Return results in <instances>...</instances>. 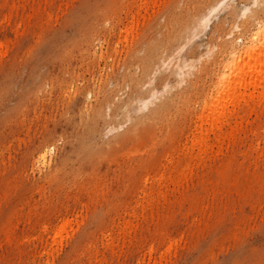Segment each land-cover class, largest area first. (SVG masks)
I'll list each match as a JSON object with an SVG mask.
<instances>
[{"label": "rangeland", "instance_id": "rangeland-1", "mask_svg": "<svg viewBox=\"0 0 264 264\" xmlns=\"http://www.w3.org/2000/svg\"><path fill=\"white\" fill-rule=\"evenodd\" d=\"M211 1L0 0V264H48L51 249L55 264H264V86L237 89L239 129L224 146L213 132L208 150L191 143L227 77L245 69L244 42L260 51L264 0L215 12L186 43L193 67L172 91L162 77L177 81L176 69L157 63L180 45L164 50L181 17ZM147 42L158 48L151 73ZM152 78L161 94L140 111L149 121L124 134L133 121L120 103L147 99ZM106 97L113 128L81 149L73 125ZM51 136L50 161L37 164ZM68 145L78 155L64 160Z\"/></svg>", "mask_w": 264, "mask_h": 264}, {"label": "bare ground", "instance_id": "bare-ground-1", "mask_svg": "<svg viewBox=\"0 0 264 264\" xmlns=\"http://www.w3.org/2000/svg\"><path fill=\"white\" fill-rule=\"evenodd\" d=\"M228 0H212L206 5H203L199 8H196L195 11L189 16L188 18H185L184 16L181 17L179 21L180 28H177L173 34L172 37L167 38L166 44H165V51L166 50H172L171 46L174 44H180L178 47H176L175 52H173L172 55L168 56V58H162L157 63L160 66L159 70L163 69H176L175 76L179 77L177 81L173 82L169 78L172 72H168L163 74L162 77L163 82V88L165 90H173L184 80V75L188 72L185 68L193 67V65L190 62L183 61V52L186 48V43L194 41L208 26L209 21L211 19V16L217 12L221 7L226 6ZM230 3V2H229ZM254 3L259 5V0H254ZM249 10V6L244 4L243 11L246 13ZM215 16V15H214ZM212 20V19H211ZM258 31L256 32L257 36L255 35V38L260 37L262 46L260 48V51L256 53H252L251 46H249L248 41H245L244 43V53L247 54V65L241 75L234 72L235 75H230L227 77L228 83L223 89L222 95L217 99L211 102V105L209 107L208 112L201 116L199 119L198 127L193 132V136L191 138V143L194 147H198L200 151L204 152L208 150L210 147L209 142V134L216 133V140L223 139V141L219 142L221 143L227 141L230 139V137L238 130L239 126V118L240 116L237 113V109L235 108L236 100L240 97L236 92L238 88H250L254 87L256 88L258 85L264 86V77L261 80H258L257 77L264 76V27L259 23L257 26ZM243 39V38H242ZM259 39V38H258ZM152 41H156L154 36H152ZM150 45V51L148 52V57L141 59L140 64L142 63L143 67L145 68V71H148L151 73L152 68L155 64L154 58L152 57L155 52H157L158 48L153 45ZM225 43L220 44V48L224 47ZM186 63V64H185ZM236 71V68H235ZM158 72H155V77L157 76ZM137 78L138 76H134L132 78V84L130 87L132 88V93L136 94L139 91V87H137ZM146 92L148 93V98H139L138 95L133 96L128 102H122L120 103L121 107L123 108V114L126 116H129L130 119L133 121V124L129 126L125 131V133H128L135 129V125L137 123L145 122V120L149 121V119L144 118V116L140 115V111L145 110L146 108H149V105L154 103L155 98H157L161 94V90L156 86V84L152 80L147 84L146 86ZM229 91V95H226V93ZM81 92V91H80ZM113 99L111 97H106L105 100H101L98 102V104L92 109V119L88 123H82L78 122L73 125L76 135L78 138L79 146L83 145V141L89 140L91 136H95L96 133L99 131H102L103 125L106 126V130H112V122L106 121V115L109 114L108 110L111 106L108 104L112 103ZM132 102H137L136 105L139 107L137 112L131 113L130 111V104ZM249 103V102H247ZM234 106L233 108H231ZM164 108L163 105L160 104L155 112L156 115H161L163 113ZM134 114V115H133ZM112 121L116 118L112 117ZM228 125L226 130H223L222 127L224 125ZM117 138L113 140L106 141V145H110L112 142L116 141ZM222 143V146L223 145ZM54 141L51 136L49 139H44L40 145H38V156H37V164H43L47 165L50 161L49 152L51 147L54 148ZM219 145V147H221ZM75 149V147H72ZM81 149H86L82 148ZM76 153L78 155V152L75 150H71L70 146L68 145L66 151L62 153V156L64 160H67L71 154ZM189 164V163H188ZM191 164V163H190ZM69 234L67 230V226L62 227L56 234V244L58 245L60 240L61 242L65 238V234ZM68 236V235H66ZM73 239V238H72ZM71 239V240H72ZM70 240V241H71ZM176 243V242H174ZM173 243V244H174ZM173 244H171L170 250L173 248ZM56 245V246H57ZM56 251L55 249H51L47 252V258L46 262L48 264H55V255Z\"/></svg>", "mask_w": 264, "mask_h": 264}]
</instances>
